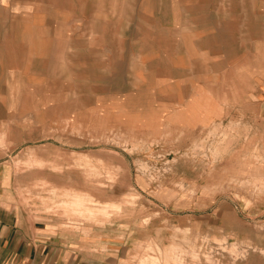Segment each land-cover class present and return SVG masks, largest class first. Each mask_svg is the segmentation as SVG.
<instances>
[{"label": "rangeland", "instance_id": "1", "mask_svg": "<svg viewBox=\"0 0 264 264\" xmlns=\"http://www.w3.org/2000/svg\"><path fill=\"white\" fill-rule=\"evenodd\" d=\"M1 1L5 15L11 0ZM140 6L125 5V18ZM14 7L30 13L35 5ZM219 7L231 19V0ZM103 15L90 36L81 3L73 34L61 23L30 45L29 55L42 54V78L12 84V112L28 114L0 124V160L12 172L2 181L7 199L123 240V264H237L262 251L264 117L231 115L249 106L248 93L231 91V64L186 83L163 81L162 68L135 63L132 47L145 51L154 40L163 50L170 36L136 35L137 24L149 23L136 18L119 21L124 33L116 34L120 25Z\"/></svg>", "mask_w": 264, "mask_h": 264}, {"label": "crops", "instance_id": "2", "mask_svg": "<svg viewBox=\"0 0 264 264\" xmlns=\"http://www.w3.org/2000/svg\"><path fill=\"white\" fill-rule=\"evenodd\" d=\"M14 1L9 4L10 12L4 15L0 11V124L3 126L13 114H28L12 112V84L21 85L27 77L37 79L43 75L42 54H36L35 57L29 55L28 51L32 50L30 45L41 44L45 28L57 32L61 23L68 26L66 34H73L69 27L75 29L76 8L81 3L90 21V36L95 21L102 19L104 13L113 26L120 25L122 28L116 34L124 33L123 24H119V21L136 18L149 22L146 28L143 23L137 24L136 35L170 36L164 39L163 50L153 44L154 40L147 43L148 50L145 51V44L132 47L135 63L143 66L149 63L153 69L162 68L163 81L175 83L184 79L186 83L189 77L195 75L208 76L210 73L213 76L219 70L220 62L226 60L228 67L231 64V91L239 89L248 93L243 98L249 106L241 110L236 108L231 111V115L264 117V0H231V19L223 17L229 14L226 10L220 11V0ZM18 2L27 7L34 4L35 8L30 13L28 10L16 12L14 5ZM49 4L53 6L49 7ZM63 4H67L66 10ZM105 4L111 5L107 11H104ZM132 4L141 5L138 8L141 16L138 11L134 16L133 11L137 8L132 6L133 11H129L131 15L127 14L125 18L124 7L127 5L131 9ZM98 5L100 14L97 13ZM45 6L52 11L45 14ZM5 8L6 5L0 0V9ZM173 34L184 37L185 42L177 43L172 38ZM120 53L123 54V51ZM88 57L91 62L92 54ZM120 58L122 63L123 56ZM107 71L110 73L109 67ZM115 75L120 77L115 81L122 83L123 72H116ZM33 81L41 82V79ZM237 84H240L238 88ZM252 93L259 96L254 101L259 109L254 110L250 106L253 102L250 97ZM5 162L0 160V264H123L122 251L126 245L123 240L110 241L102 237L101 229V232L93 234L96 232L93 227L66 226L56 217L33 206L12 204L7 199L9 189L2 182L12 178L11 169L6 167ZM108 244L117 247L107 248ZM260 245L262 251L249 253L237 264H264V243L260 241Z\"/></svg>", "mask_w": 264, "mask_h": 264}, {"label": "built area", "instance_id": "3", "mask_svg": "<svg viewBox=\"0 0 264 264\" xmlns=\"http://www.w3.org/2000/svg\"><path fill=\"white\" fill-rule=\"evenodd\" d=\"M2 264H13V263H10V262H4V263H2Z\"/></svg>", "mask_w": 264, "mask_h": 264}]
</instances>
